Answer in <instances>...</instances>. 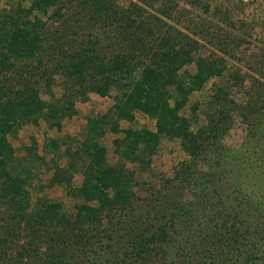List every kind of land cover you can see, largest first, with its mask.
<instances>
[{"label": "trees", "instance_id": "1", "mask_svg": "<svg viewBox=\"0 0 264 264\" xmlns=\"http://www.w3.org/2000/svg\"><path fill=\"white\" fill-rule=\"evenodd\" d=\"M72 1L83 17L77 21L86 17L90 23L81 39L72 25L63 21V29L54 30L43 19L69 20L71 0H30L27 6L12 0L0 8V264H264V199L218 208L208 192L210 186L212 194L220 192L214 184L223 170L216 166L235 155L221 143L233 113L247 123L254 141L264 140V119L254 120L264 101L239 109L228 82L239 85L243 77L232 73L221 79L225 58L202 56L198 39L162 19L173 18L176 0L158 9L162 17L144 14L135 3L121 8L116 0ZM189 5L231 27V14L243 8L236 0H189ZM199 20L195 34L230 55L235 38ZM93 25L110 35L92 34ZM242 41L237 38L236 45ZM55 75L64 83L60 97L51 92ZM213 77L219 80L212 82L203 109L198 101L189 106L191 94ZM89 93L113 102L86 118L80 137L46 138L42 154L31 137L25 155L16 157L9 137L40 120L60 129L63 119L77 113L76 100L87 101ZM136 114L153 119L154 129L135 128ZM107 132L115 135V163L101 142ZM162 139H178L187 159L174 177L179 184L158 207L163 191L151 187L139 197L136 188L146 183L127 164L146 171ZM40 166L50 174L48 187L64 185L75 200L71 214L63 202L46 196L32 201ZM77 174L81 181L73 186ZM187 189L193 196L188 202L182 198ZM245 207L257 214L255 220L238 216Z\"/></svg>", "mask_w": 264, "mask_h": 264}, {"label": "rangeland", "instance_id": "2", "mask_svg": "<svg viewBox=\"0 0 264 264\" xmlns=\"http://www.w3.org/2000/svg\"><path fill=\"white\" fill-rule=\"evenodd\" d=\"M6 1L12 0H0V8L6 6ZM20 1H22L24 6H27L30 0ZM166 2V0H148V2H142L139 0H116V5L125 8L132 3H135L144 10V14L147 12V15L149 13L162 17L157 11ZM69 8V20H66L68 15H64L65 17L62 19H56L54 15L52 16V19L46 20L45 16H43V19L47 21L54 30L63 29L62 26L64 23V26L66 27L69 24L72 25L71 27H73V29L75 28V31H77V38L81 39L85 37V26H90V23L87 22L86 17L83 20L84 22L77 21V19H82L83 17L79 14V9L74 1L71 0ZM246 8L243 7L239 12L236 10L231 14V21L235 25L233 27L225 25L217 19L209 18L210 15L205 14L203 9L190 6L189 0H176L173 18L162 17L167 23L174 24L188 35L190 34L193 38L198 39L202 45L199 48V53L202 56H221L225 58L226 71L224 77L221 79L226 81L232 73H238L243 77L242 84L235 85L233 80L228 82L230 85L229 96L235 101V104L239 109L246 107L248 104L262 103L264 101V71L261 70L263 69L262 65L264 64V59H260L261 52L264 51V10L261 9L259 0ZM50 12L51 11L48 13L49 15ZM78 16L80 18H78ZM175 19H178V21H175ZM199 19H205L210 22L213 27H215V32H229L231 36L235 38L234 40L236 42L239 37H243V41L240 42L239 45H236V42L231 44L230 50L232 51L230 52V55L220 52L213 47L209 41H205L199 34H195L196 32L199 33V29L195 27L198 26ZM242 24L246 25L243 26ZM91 27L92 34H98L102 31V27L96 25ZM189 27H191L190 32ZM103 31L107 33L105 36L110 35L111 31L109 29L107 30L105 28ZM100 36L102 37L103 34H100ZM189 68L191 71H194L193 66ZM253 68L257 69V71H254ZM218 80L219 79L216 77L210 78L200 91L193 92L189 98V106L195 101H198L200 103L199 110L201 111V109H203L204 101L209 99L212 82ZM63 84L62 78L59 75H55L51 90L52 96H61L64 91ZM41 97L43 99H48L44 90H41ZM112 102L113 100L111 96L101 97L95 93H89L87 101L76 100L75 107L77 113L71 118L63 119L62 127L58 130L55 128H49L43 120H40L38 125H24L18 130L14 137H9L16 150V157L20 158L25 155L23 146H29L31 144V137H34L37 141L38 154H42V145L46 138L63 137L64 135H70L71 137L77 138L80 137L86 118L91 115L93 116L105 112L112 105ZM200 111L199 123L202 124L205 120ZM263 112H255L254 120L259 122L262 118L264 119ZM127 125L128 123L121 122L122 127H126ZM133 126L135 128L146 126L150 129H154V120L145 115L136 114V121ZM114 136L115 135L110 132H107L101 140L107 149V157L111 163H115L117 160L111 144ZM221 143L227 149L234 151L235 155L225 157L220 160L219 165L216 166L217 170H223L220 177L221 180H217L214 184V187L215 185H218V188L215 189H218V191L220 189V192L214 195L212 194L214 188L212 186L208 188V192L211 193V196H214L215 204L219 206L218 208H220L222 204L223 206H229L232 203L233 206L238 204L239 201H244L247 198L254 201L260 200L261 198L264 199V140L260 139L259 141H254V138L249 135V127L247 123L241 118L239 113H233V121L229 130L223 136ZM49 157L50 156H48L47 159H49ZM185 159H187V155L180 147L178 139H162L160 147L157 153L153 156L150 167L146 171L140 172L135 165L128 163V167L136 171V179L141 184L146 183L144 188H136L138 196L145 197V195H147L146 192L151 191V187L153 188V191L159 189L160 191H163V193L158 194L157 202L155 203L160 207L161 203H165L164 194H172L171 192L174 191L173 187L179 184V181L174 177L180 163ZM63 162L64 159L62 160V163ZM201 168L202 166L200 165L199 169ZM203 169L205 170V167ZM258 174L260 176H258ZM49 177L50 174L47 173L43 166H40L39 169L35 171L32 184L38 189H30L32 201L40 196H46L50 200L61 201L64 203L66 213L71 214L75 200L66 194L64 185L56 184L53 187H48L47 183ZM80 181L81 175H75L73 178V186L79 185ZM39 185H42L43 187H39ZM253 190L257 191L254 192ZM182 198L184 201H190L191 198H193L191 191L187 189ZM2 209L3 207L0 206V210ZM238 216L241 219L255 220L257 214L252 213L247 210V207H245V209H238ZM208 224L210 225V223ZM213 228L214 226L210 230Z\"/></svg>", "mask_w": 264, "mask_h": 264}, {"label": "built area", "instance_id": "3", "mask_svg": "<svg viewBox=\"0 0 264 264\" xmlns=\"http://www.w3.org/2000/svg\"><path fill=\"white\" fill-rule=\"evenodd\" d=\"M237 2H240V4L243 7H250L252 3H256L258 0H236ZM261 4V9L264 10V0H259ZM247 9V8H246Z\"/></svg>", "mask_w": 264, "mask_h": 264}]
</instances>
